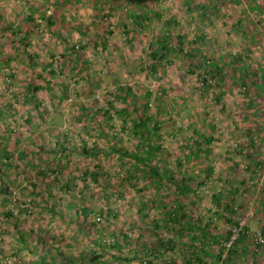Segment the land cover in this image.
Listing matches in <instances>:
<instances>
[{
	"label": "rangeland",
	"instance_id": "374dc122",
	"mask_svg": "<svg viewBox=\"0 0 264 264\" xmlns=\"http://www.w3.org/2000/svg\"><path fill=\"white\" fill-rule=\"evenodd\" d=\"M155 1L148 0L147 5L153 9L157 7L163 21L175 18L174 32L182 35L184 43L193 41L198 34L202 36L207 42L204 50L208 56L239 54L248 65L264 59V39L250 49L248 40L236 24L241 19L244 28L247 21H257L248 11L250 0H238L239 3L222 0L219 11L211 12L210 20L202 14L207 11L208 0ZM55 3L57 0H0V57L3 58L0 60V107H3V113H8L6 118H0V126L7 129L8 145L15 143L18 147L11 154L5 186L0 190V264H37L40 253L46 254L47 264H91L88 262L90 245L80 238L81 231L76 223L80 227L88 224L92 239L98 237L104 243L125 239L126 243H134L125 248L122 257H128L127 251L132 253L133 248L137 249L136 245L152 248L159 240L166 242L162 240L167 237L165 228L155 231L149 227L156 209L150 210L148 216L146 211L141 212L142 192L125 186L120 191L122 194H117L114 181L122 174L118 172L116 160L105 161L100 167L83 154V144L88 149L104 147L107 150L108 143L114 148H129L136 143L128 132L130 123L126 126L123 117L117 114L124 107L123 101L113 94L109 96L125 86L131 87L139 98L148 93L154 96L156 91L164 90L170 97L169 110L161 111L159 118L162 148L171 157L182 154L179 147L191 140V133L196 128L192 121L205 120L208 129L211 126L215 140L206 165L212 166L213 171L209 184L201 189L198 209L209 215V209L215 205L212 195L220 191L224 182L227 186L231 183L227 182V177L234 181L239 176L244 177L252 188L248 192L241 190L240 195L234 196V203L240 206L239 215H244L242 220L250 226L255 241L262 242L258 233L262 234L260 224L256 216H252L254 209L264 221V203L256 204L262 196L259 193L264 174L256 168L253 173L254 160L249 158L252 153L246 147L247 130L254 119L245 103L256 96L246 94L242 86L234 84H221L204 94L200 78L186 72V60L176 59L169 64L164 59L156 65V72L142 71L141 67L148 69L152 65L148 61L151 38L165 32L161 19L150 20L153 29L148 33L150 35L142 30L132 35L131 40L125 39L113 25L115 32L110 36V42L103 46L97 41L99 44L95 46L96 32L90 25L95 13L91 0L67 7L65 23L73 25L70 30L59 29L56 33L44 24L29 30L27 52L32 55L34 66L25 54L11 57L14 51L6 46L11 38L10 29L2 33V27L15 25L18 19L26 16L29 7L38 13L46 11L49 14L50 5L52 8ZM202 5L204 10L200 8ZM119 20L124 21L117 11L112 16V24ZM73 46L80 51L81 58L72 52ZM32 76L40 88L33 95L25 96ZM219 93L221 96L217 101ZM152 97L150 112L155 110ZM109 102L114 105L111 114L114 130L108 129V133L113 134L102 139L90 126L85 112L83 116L80 113L91 107L99 111ZM202 125L199 123L198 127ZM254 136L257 137L255 145H259L258 149L264 155V134ZM56 140L60 142L58 146ZM40 144L44 145L47 158L52 157L50 151L60 153L59 146L69 152L68 155L61 153L62 171H53L52 167L50 172L42 175L35 169V163L41 161L34 158L35 148ZM100 157L106 159L104 154ZM86 171H97L96 177L87 176ZM85 204L86 215L90 214L86 220L77 211ZM216 226L219 231L225 228L221 219L217 220ZM61 238L63 240L59 242ZM23 240L32 252L21 248ZM262 243L261 250L264 251V241ZM177 252H174L173 262L163 264H185L181 257L184 251ZM236 258L246 263L249 257ZM256 258L258 264H264V252H259ZM223 259L226 258L223 256ZM92 264L111 263L94 260ZM120 264L140 263L128 259Z\"/></svg>",
	"mask_w": 264,
	"mask_h": 264
},
{
	"label": "trees",
	"instance_id": "16d2710c",
	"mask_svg": "<svg viewBox=\"0 0 264 264\" xmlns=\"http://www.w3.org/2000/svg\"><path fill=\"white\" fill-rule=\"evenodd\" d=\"M85 1L57 0V3L52 8L50 5L49 14H46V11L38 13L37 10L29 7L26 16L18 19L15 25L2 27V33L10 29L11 38L9 43H6V46H9L14 51L11 57L16 58L21 56V54H25L28 61L33 65L32 55L27 52V47L30 44L29 30L33 26L41 24L50 26L49 28L56 33L59 32V29H72L73 25L71 23H65L67 7ZM147 1L91 0L93 2L92 7L95 10L90 22L91 27L96 32L94 45L98 46L99 42L103 46L109 43L110 36L115 32L114 27L127 40H131L134 35L142 30L147 31L146 35H150L148 33L153 30L150 20L153 18L162 20V18L158 8L155 7L153 9L147 5ZM188 1L190 0H186V2ZM221 1L208 0L206 3L207 11H202V14H205L203 16L210 20L211 12L216 14L219 11L218 6ZM232 1L239 3L238 0ZM250 1L251 4L248 11L250 10L251 14L257 18V21L255 23L247 21L244 28H242L241 19L236 24L248 40L249 48L251 49L264 39V0ZM203 6L200 7L201 10H204ZM117 11L124 21L119 20L117 23L114 22L112 24V16ZM162 22L165 32L160 36H153L148 48V61H151L152 65L148 69L141 67V70L147 71V73H154L156 72V65L164 59L169 64H172L176 59L186 60V72L196 74L200 78L203 82L202 92L204 94L208 92L209 88H216L221 84L239 85L243 87L246 94H254L256 97H250L248 102L245 103L248 107V112L253 113L254 119L251 127L247 130L246 147L252 153V156L248 155L249 158L252 162L254 160L252 164L253 173L260 169L257 171L264 174V155L258 149L259 145L254 143L257 138L254 135L264 134V95H262L264 94V59L255 65H248L239 54L235 56H208L204 50L207 42H204L200 34L187 44L184 43L182 35L174 32L175 18L162 20ZM16 28L18 29L15 30ZM97 41L99 42L97 43ZM72 52L77 58L81 56L80 51L75 49V46L72 47ZM0 60L2 61L3 58L0 57ZM6 61L4 60V62ZM35 75L42 78L38 73ZM9 76L12 77V74H9ZM8 86L10 87L11 85ZM39 88L40 85H35L32 76L29 78V84L25 89V96L28 94L33 95ZM112 94L123 101L124 107L117 114L123 117V123L126 126L127 123H130L129 128L131 130L128 132L132 136L131 140H135L136 143L129 148H114L111 143H108L107 146L109 147H107V150L104 147L88 149L86 144H83V154L100 167L105 161L116 160V164L120 169L118 172L122 174L114 181L117 194H122L120 191L125 186H130L137 192H142L144 202L141 204V212L146 211V216H148L150 210L156 209L155 217L152 219L153 223L149 225L150 229L159 231L165 228L167 237L162 239L166 241L165 243L159 240L158 245L152 248L136 245L137 249L133 248L132 253L127 251L129 253L128 257H122V252H124L125 248L134 243L131 241L126 243L125 239L108 243L102 242L101 239L99 241L98 237L92 239L89 237V225L84 224L80 227L76 223V227L81 231L80 238L84 243L90 245L91 257H89L88 262L92 264L94 260H102L111 264H120L123 260L133 259L139 261L140 264H163L174 261L175 251H178L177 253L184 251L181 257L185 264H220V262L221 264H258L256 255L259 252H264L261 250V247H263L262 242L264 241V225H261V223L264 224V221L259 218L254 209L252 218L256 216L255 219L260 224L262 242L255 241L251 235L250 226L246 222L241 227L239 236L231 247L227 249V257H224L226 259L222 260L226 250L225 244L230 240L231 229L234 226H238L239 221L244 216L239 215L241 208L234 203V196L240 195L241 190L248 192L249 188H252L251 185L247 184L244 177L235 178L234 176L235 181L227 177V182L230 181L231 183L227 186V183L224 182L219 192L214 194V196L211 194L215 205L212 209H209V215H205L198 209L201 204V189L209 184L210 175L213 171L212 166L206 165L212 148L211 144L215 140L211 126L208 129L205 120L199 122L201 125L203 124L202 127H198L199 123L192 121L193 126H196V128L191 133V140L179 147L183 151L182 154L176 153L171 157L162 148V124L160 122L161 118H159V113L161 111L166 112L171 106L170 97L166 94V91H156L154 96L152 93H148L144 97L141 96L139 98L131 87L125 86L119 87L115 92L110 93L109 96H112ZM220 96L221 94L219 93L216 97L217 101ZM151 97L155 104L153 112H150ZM92 109V107L87 110L82 109L80 116H83L82 114L85 112L86 118L90 119L92 129L100 134L102 139H108L113 134H109L108 129L114 130L111 123V114L114 113L112 112L114 109L113 103L109 102L106 108L99 111ZM3 111V107H0V118L4 119L8 116V113H3ZM6 132L7 129H3L0 126V190L5 186L4 177L7 176L11 166L9 161L11 154L18 150L15 143L8 145ZM59 143V140H56L57 146ZM59 147L60 153L54 150L50 151L49 154L52 157L49 158L44 155L46 152L43 144L35 148L34 158L41 159L39 163H35V169H38L40 174H47L52 167H54L53 171H62L64 169L61 162V153L68 155L69 152L62 146ZM25 153L26 151L23 152L24 155ZM102 154L106 156V159L100 157ZM47 160L49 161L47 162ZM96 174L97 171H86L87 176L96 177ZM259 194L262 196L256 204L264 203V200H262L264 198V180L260 182ZM77 211L84 215L85 220L90 215H86L88 212L86 204L78 207ZM220 219L225 224L223 231H219L220 229L216 226L217 220ZM258 219H261V221ZM124 237L126 238L125 235ZM62 240L63 238L59 242H62ZM21 248L32 252L25 241L22 242ZM242 255L249 257L246 263L240 262L238 258L234 259V257ZM38 260L37 264H47L45 262L46 254L40 253Z\"/></svg>",
	"mask_w": 264,
	"mask_h": 264
},
{
	"label": "built area",
	"instance_id": "2783aa9c",
	"mask_svg": "<svg viewBox=\"0 0 264 264\" xmlns=\"http://www.w3.org/2000/svg\"><path fill=\"white\" fill-rule=\"evenodd\" d=\"M246 223V221L243 222V220L239 221V225L238 226H234L231 229V236H230V240L225 244L226 250L225 253L223 254V256L225 257L227 249L229 247H231V245L234 243V241L236 240V238L239 236V232L241 230V227L244 226ZM260 235V232H258ZM259 240H261V238H259Z\"/></svg>",
	"mask_w": 264,
	"mask_h": 264
}]
</instances>
